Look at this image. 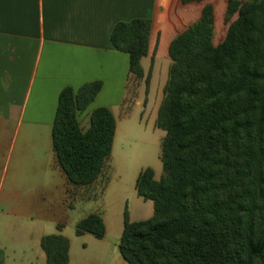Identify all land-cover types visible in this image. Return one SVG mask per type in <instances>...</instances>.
<instances>
[{
    "label": "trees",
    "instance_id": "16d2710c",
    "mask_svg": "<svg viewBox=\"0 0 264 264\" xmlns=\"http://www.w3.org/2000/svg\"><path fill=\"white\" fill-rule=\"evenodd\" d=\"M192 1L202 0H182ZM226 20V37L214 45V5L206 4L170 44L156 121L166 132L164 174L157 179L148 167L137 177L138 194L154 201L155 212L132 222L126 210L119 249L128 264H264V0H229ZM151 28V19L136 18L111 33L138 79ZM101 88L92 81L59 96L53 145L77 186L97 181L113 150L117 122L109 107L93 110L87 128L80 119ZM106 232L98 212L76 225L79 236ZM41 246L46 264H69L65 235H46Z\"/></svg>",
    "mask_w": 264,
    "mask_h": 264
},
{
    "label": "crops",
    "instance_id": "0c3cea01",
    "mask_svg": "<svg viewBox=\"0 0 264 264\" xmlns=\"http://www.w3.org/2000/svg\"><path fill=\"white\" fill-rule=\"evenodd\" d=\"M170 2L0 0V264H46L41 241L53 233L69 238L73 264L76 237L90 234L77 235L76 225L98 212L84 211L96 199L100 178L74 185L59 162L53 124L60 93L101 81L80 117L87 128L93 110L109 107L117 131L116 110L124 109L131 73L129 54L115 49L111 33L120 21L151 19L146 57L152 54L155 60L169 28ZM178 2H197L202 10L209 3L215 7L210 0Z\"/></svg>",
    "mask_w": 264,
    "mask_h": 264
},
{
    "label": "rangeland",
    "instance_id": "374dc122",
    "mask_svg": "<svg viewBox=\"0 0 264 264\" xmlns=\"http://www.w3.org/2000/svg\"><path fill=\"white\" fill-rule=\"evenodd\" d=\"M210 1L215 3L213 44L218 45L225 39L229 27L226 20L228 0ZM170 3L172 16L165 19L169 28L164 31L155 60L151 54L141 61L144 78L131 75L129 79L124 109L121 112L116 110L118 129L112 153L95 189L96 199L85 207L86 213L96 209L101 213L107 234L103 238L93 234L86 238L76 237L72 250L73 264H128L119 249L126 210L132 222L154 215V201L145 200L138 194L136 181L140 172L148 167L155 171L157 179L164 174L161 154L166 132L156 125V121L172 63L169 46L202 14V7L199 8L197 2L181 5L178 0H172ZM137 101L140 104H136ZM80 119L82 126L86 127L85 117Z\"/></svg>",
    "mask_w": 264,
    "mask_h": 264
}]
</instances>
